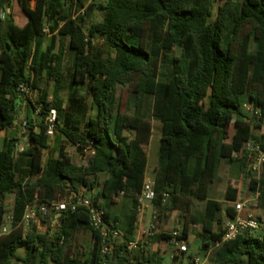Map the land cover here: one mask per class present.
Returning a JSON list of instances; mask_svg holds the SVG:
<instances>
[{"label":"trees","instance_id":"1","mask_svg":"<svg viewBox=\"0 0 264 264\" xmlns=\"http://www.w3.org/2000/svg\"><path fill=\"white\" fill-rule=\"evenodd\" d=\"M16 1L24 25L17 24L10 1L0 0V129L8 131L16 122V108L24 97L21 85H28L37 98L33 103L25 97L29 103L23 121L26 148L17 154L16 140H10L0 150V264H100L101 235L91 228L85 208L63 212L61 226L50 239L34 226L25 233L21 224L27 206L36 199L42 204L64 199L70 192L91 193L97 184L95 205L123 233L111 264H164L161 257L127 249L136 236L138 196L146 181L153 121L160 125L151 203L156 214L180 211L186 219L189 216L183 239L188 225L200 224L202 249L215 248L213 264H264V237L246 233L222 243L221 212L225 207L229 218H234L240 183L229 182L224 204L209 199L223 162L242 161L235 154L251 140L264 151V0H224L216 14L213 0H95L88 6L87 0ZM66 7L76 12L67 14ZM84 8L85 14L77 16ZM98 11L103 13L101 21L95 20ZM47 29L67 42L57 54H52L53 46L40 52L39 39ZM97 39L104 41L113 57L96 54ZM175 49L180 54L169 59ZM66 50L74 54L68 84ZM167 60L171 72L161 80V65ZM134 76L138 81L132 83ZM43 80L45 88L40 87ZM128 84L130 95L123 112L117 89ZM74 85L87 88L97 111L84 131L71 122L61 95ZM245 102L262 110L263 117L255 124L242 112ZM131 104L133 113L128 112ZM37 106L40 112L35 118ZM51 111L56 112L54 128L59 137L80 155L88 146L94 149L86 165H76L64 145L57 157L51 154L47 135ZM248 187L259 191V205L264 207V174ZM9 195L15 196L14 221L11 231L2 234ZM119 199L132 203L124 215L115 212ZM195 200L206 201L203 215L190 212ZM83 230L90 232L92 243L86 259V253L81 256L71 250L74 236ZM153 240L170 242L171 235L158 233Z\"/></svg>","mask_w":264,"mask_h":264},{"label":"built area","instance_id":"2","mask_svg":"<svg viewBox=\"0 0 264 264\" xmlns=\"http://www.w3.org/2000/svg\"><path fill=\"white\" fill-rule=\"evenodd\" d=\"M88 5L94 3L95 0H87ZM224 0H213L214 11L217 12L218 7ZM86 8L79 11L77 16H82L85 14ZM4 11H1V18H4ZM20 91L24 97L28 96L31 89L28 85L23 84L20 86ZM40 112V107L37 106V110L34 113L38 117ZM243 114L255 124L262 119V110L259 106L251 102H245L242 105ZM56 120V112L51 111L48 118L49 127L47 135L52 137L55 134L54 122ZM39 131V128H36ZM95 155V151L91 146L84 149L85 162H87ZM235 156L247 162L249 166V173L254 179L260 181L264 174V151L261 150L260 145L256 141L246 142L243 149L236 153ZM124 193L121 192V196ZM257 196L260 197V193L257 190ZM95 195L86 193L82 191L79 194L70 192L64 199H55L50 203H42L36 199L31 205H28L26 212L22 221V226L24 232L27 233L33 223L42 218H47L50 216L57 215L66 211L75 212L78 208L82 207L88 211L89 222L91 228L98 231L101 235V246H100V264H111V257L114 254L115 245L123 239V233L117 225L109 222L105 218L104 211L98 208L94 202ZM155 197L154 193V181L146 180L141 194L138 196V225L142 223L143 216L149 204L152 203ZM166 198L168 195L165 196ZM166 202V199L164 200ZM248 201H238L234 204L235 206V216L234 218H226L223 223L224 235L222 238V243L230 242L237 239L239 236L246 233H256L262 227V221L252 212L248 211ZM13 208L14 205L6 207L7 214L5 216L3 225L1 227V233L7 234L11 231L13 225ZM137 232V231H136ZM158 234L157 229L150 227L144 232L139 231L135 239L127 243V249L131 252L135 251H146L148 242L153 240ZM219 243L217 246H220ZM170 244L175 250H179L182 253L188 251V243L186 239H183L182 233L179 231H174L171 235ZM215 248H211L205 253L197 254L193 257V264H206L208 260L212 257Z\"/></svg>","mask_w":264,"mask_h":264},{"label":"rangeland","instance_id":"3","mask_svg":"<svg viewBox=\"0 0 264 264\" xmlns=\"http://www.w3.org/2000/svg\"><path fill=\"white\" fill-rule=\"evenodd\" d=\"M10 4V10L12 12V14L15 16L16 22L19 25H24L26 22L25 16L22 13L20 7L17 4L16 0H9ZM235 1H242V0H235ZM33 6L35 5L34 3L32 4ZM66 12L67 14H74L72 10H70L68 7H66ZM215 13V12H214ZM216 14V13H215ZM103 18V13L98 11L95 14V20L96 21H101ZM55 39V37L52 36L51 33H48V29L46 30V35H44V37L41 38V49L40 52L44 53L46 51V49L50 46L51 44V40ZM95 51L96 54L103 57V58H107V57H112L113 53L112 51L106 46V44L103 41H96L95 42ZM180 49H175L171 54H169V59L172 56H178L180 54ZM53 54L56 53V51L52 52ZM72 56L69 54V52H67L66 58H65V75H66V80L67 82L65 84H68V82L71 79V69H72ZM171 72V64L169 62V60H167V62H163L161 65V69H160V74H159V78L161 80H166L167 78H169ZM138 81V76H134L132 83H135ZM45 83V82H44ZM46 84V83H45ZM130 88H131V84H128L127 86L121 87L119 86L117 89V95L119 97H121V102H122V111L125 112L126 111V107H127V100H128V96L130 95ZM62 98L65 100L66 102V107H67V112L68 114L70 112H74L76 114V117L78 119H80L79 123L76 125L81 131H84L85 127H86V123H87V119L88 117H92V116H96L97 112L96 110L93 108L92 106V98L90 97V95L88 94L87 88L83 85H74L73 87L70 88H66V90H64L62 93ZM33 103H35V100L37 98V94L35 91H31L28 96H27ZM74 100V103H73ZM22 102L24 103V105H17L16 108V112H17V116H16V122H15V126H14V130L12 131H5L1 133V129H0V149L1 148H5L7 142L9 139L12 140H16V150H17V154L20 153L21 151H23L28 143V131L26 130L25 126H24V119H22V115L23 113L21 111L26 110L29 106L28 101L26 100L25 97L22 98ZM151 104L150 99L148 100L147 104H146V108H149ZM23 107V109H22ZM129 110L128 112L133 113L134 112V105L131 104L130 106L128 105ZM22 109V110H21ZM147 110V109H146ZM26 112V111H24ZM78 112V113H77ZM26 117V116H24ZM35 118H37V116L35 115ZM158 123V122H157ZM156 124V121H155ZM234 133V127L231 126L230 127V134ZM57 134L55 133L52 137L49 138V147H50V152L54 151V149H56L57 146ZM60 143L62 145H64L67 149V153H69L72 157L73 162L76 165H86L85 162V157L82 155H78L77 152L74 150L76 149L75 146L71 145L70 143L67 142V140L64 137H60ZM159 140H160V135L157 132V130H154V134H153V142H152V146L150 148V159L151 162L153 163V159L155 157V145L158 144L159 146ZM159 148V147H158ZM149 151V150H148ZM158 153V151H157ZM47 157V153L45 154ZM158 159V157H157ZM239 160H242L240 158H238ZM225 170H231V171H235V174H237V179H231L230 181H238L240 183V197L238 199V201H248V211L252 212L253 214H255L261 221H262V227L260 230H258L255 234L257 237L259 238H263L264 237V207H262L261 205H259V198L257 196V191L253 192L249 190L248 185L250 184L251 180L253 179V176L248 172L249 168L248 165L245 164V166L243 167L242 171L239 170L238 168H233L231 167V165H228L226 163H224L221 166V171L224 172ZM244 172H247L246 175L242 174ZM150 178V177H148ZM101 181H99L100 183ZM213 193H215L214 195H220V191L217 189V183H215L213 185ZM8 199H10V196H8ZM203 203V200H197ZM237 201V202H238ZM195 206L193 208V212H192V208H191V213L192 214H196L197 212H200L201 210V204L199 202H194ZM9 205H11V202L7 201L6 199V207H9ZM152 210V209H151ZM171 213H162L161 215H157L156 217L158 220H162V221H167L168 218H170ZM179 218L182 221V223L184 224L187 219H189V216L186 217L184 216V214L180 213L179 214ZM157 220V221H158ZM173 222V221H172ZM34 229L36 230V232L40 235H44L46 237H48V239L51 238L52 235H54L59 228L57 227H53L50 225H46V227H42L41 229H39L37 224H34ZM174 227H177L176 225H174ZM173 227V228H174ZM143 229V228H142ZM156 229V228H155ZM180 233H182L183 229L181 227H179L178 230ZM91 235L90 232L87 230H83L81 232L76 233V235L74 236V239L71 243V250L72 252H80L81 256H84V254L86 253V256L83 257V259L88 256L89 251L91 249ZM23 251H19V255H23ZM13 264H22L21 262L15 261ZM207 264H213L211 258L208 260Z\"/></svg>","mask_w":264,"mask_h":264},{"label":"crops","instance_id":"4","mask_svg":"<svg viewBox=\"0 0 264 264\" xmlns=\"http://www.w3.org/2000/svg\"><path fill=\"white\" fill-rule=\"evenodd\" d=\"M52 36L55 37V39L51 40V44L49 47L53 46L52 52L56 51L55 54H57L59 52L60 45H63V43H64V45L66 47L67 42L61 41L57 34H52ZM99 40L103 41L102 39H97L96 41H99ZM40 42H41V38L39 39V43ZM48 48L46 49V51L48 50ZM40 49H41V43H40ZM67 52H69V54L74 58L73 52H71L69 50L65 51V58H66ZM65 58H64V72H65ZM73 58H72V62H73ZM101 58H103V57H101ZM44 82L46 83L45 80L41 81L40 87L45 88L47 86ZM52 87H53V85H51V89H52ZM19 104L24 105V103L22 101L18 102V105ZM22 109H23V107H22ZM24 111H26V112H24ZM21 112L23 113L22 119H25L24 116H26V114L28 113V108L26 110L23 109V111H21ZM66 113L69 116V118L71 119V122L73 124L77 125L80 122L79 121L80 119H78L76 117V114L74 112H70L68 114L67 107H66ZM96 116L88 117L87 123H88L90 118H95ZM14 126H15V124H14ZM14 126L10 129V131L14 130ZM153 126H154V129H156L160 135V132H159L160 125L157 122L155 124V121H153ZM5 131L6 130H1V133L5 132ZM60 139L61 138L59 136H57L56 149H54V151L51 152V154L54 157L58 156L59 149L62 146V144L60 143ZM10 140H12V139H9L8 142ZM152 142H153V137H152L150 147H149L147 175H146V180H150V181H154V178H155L157 170H158L157 167H158V162H159L157 159V157H158L157 151H158V147H159L158 144H156L154 146L155 147V157L153 159V163L151 162L150 148L152 146ZM0 150H3V148H1ZM74 150L77 152L76 149H74ZM66 152H68L67 149H66ZM16 153H17V150H16ZM77 154L80 155L78 152H77ZM242 161L236 162L234 164H228V165H231V167L238 168L239 170L242 171L245 164L248 165L246 161H244V160H242ZM223 164H224V162L220 165L219 171L217 174V179L211 185L210 190H209V199L215 200V201L222 203V204H224L226 202L225 201V194H226V190L228 188L230 180L231 179H237L236 178L237 174H235L234 170L233 171L225 170L224 172L221 171V166ZM248 168H249V166H248ZM246 174H247V172H244L242 174V176L246 175ZM148 177H150V178H148ZM102 180H103V177L100 178V181H102ZM215 183H217V189L220 191V195H214L215 193L212 194L213 185ZM99 189H100V186H99V184H97L95 186V189L93 190V192H91L89 194L96 195V193ZM9 196H10V199H8V197H7V201L11 202L10 206H12L15 203V196L14 195H9ZM194 202H199L201 204V210H200V212H197L196 214L203 215L204 211H205V207H206V201H203V203H202L200 201L195 200ZM194 202L192 205V212H193V208L195 206ZM131 206H132V203L130 205V203L127 200H125L123 203V201L121 199H119V203L115 207V212L118 215H124L125 211H128ZM179 214H180V211H174L171 214L170 218H168L167 221L158 220L156 217V211L154 210L153 206L151 204H149L146 211H145V214L143 216L142 223H140L141 224L140 227H139L138 223L136 225V231H137L136 236L138 235L139 231L144 232L146 229H148L150 227L156 228L158 233H166V234L172 235V233L174 231L179 230V227H181L182 229L184 228L185 223L184 224L182 223V221L179 218ZM221 215H222L223 222L226 220V218H229L225 207H223ZM34 224H37L39 226L38 227L39 229H41L42 227H46V225H50V226L57 227V228H59L61 226L60 222H59V218H57V215L47 217L46 219L42 218L41 220H38L35 223H33V225ZM174 225H176L177 227H174ZM214 229H216V227ZM202 234H203V228L200 224H190V225H188L187 235H186V240L188 243V245H187L188 251L186 253H182L179 250H175L169 241L168 242H166V241L157 242L156 240H151L148 242V246H147L146 251L144 253L147 257H157V256L161 257L163 259L164 264H193V257L195 255H197L199 253L200 254L205 253L204 249H202L203 248L202 247V241H203Z\"/></svg>","mask_w":264,"mask_h":264},{"label":"water","instance_id":"5","mask_svg":"<svg viewBox=\"0 0 264 264\" xmlns=\"http://www.w3.org/2000/svg\"><path fill=\"white\" fill-rule=\"evenodd\" d=\"M93 9V6L89 7V10L91 11ZM62 216V213L57 214V218H60Z\"/></svg>","mask_w":264,"mask_h":264}]
</instances>
